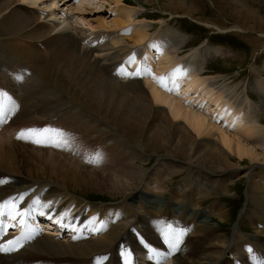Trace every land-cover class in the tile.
I'll return each mask as SVG.
<instances>
[{
  "label": "bare ground",
  "instance_id": "obj_1",
  "mask_svg": "<svg viewBox=\"0 0 264 264\" xmlns=\"http://www.w3.org/2000/svg\"><path fill=\"white\" fill-rule=\"evenodd\" d=\"M22 1L37 3L40 0ZM168 1L170 5L172 1L179 0ZM18 2L20 1L0 0V28L5 34L0 41V85L6 87V90H3L6 96L2 98V102L6 106H14L6 115L10 114L18 121L35 120L38 125H42L44 121L56 120L71 133L75 131L82 135L91 134L95 135L93 137L101 144L111 143L108 145L112 147L114 153L122 156L123 162L130 171L137 175L134 179L136 184L142 179L144 173L159 183L167 185L171 176L172 163L177 164L179 168L173 177L178 174L185 176L190 164L180 158L177 159L175 155L178 152L183 153L185 157L189 155L190 163H193V161H199L201 150L207 148L205 150L211 157L212 170L204 171L202 177H200V171L196 172L194 180L199 178V181L195 198L186 199L173 212L166 209L158 214L161 217L160 220L170 221L171 225L182 227L192 237V244L185 245L176 238L165 239V235L154 227L160 220L151 219L147 213L146 201L153 202L154 198L153 194L148 196L150 193L144 187L125 197L120 191H106L113 198L121 197L122 200L118 203L84 204L81 200L75 199V196L86 199L85 191L89 187L88 183L96 186L94 178L90 180L84 173L70 170H59L60 172L55 174L56 169H49L45 163H42L43 166H36L35 160L38 162L41 158H37L32 152H28L29 156H27L29 147L19 140L8 145L0 144V212L3 210L5 212L8 205L13 208L10 213H6L7 220L11 224H17L16 213L21 215L18 209L21 208L22 214L28 213L25 219H21L27 222L20 226V231L25 232V239H19L16 244L19 246L26 242L28 246L18 253L0 254V264H98L102 257L105 259L100 264H127L130 260L133 261L132 264H138L135 254L139 251L147 255L150 244L175 254L174 264H222L223 256L227 251L236 255L232 257V262L237 257L245 260L251 257L254 248L257 249V256H264V249L261 250L258 244H253L249 239L244 240L243 243L239 241L242 246H233L229 243L227 249L221 248L222 246L216 244L215 230L205 225L204 219L207 215L217 216L222 224H225L229 212L218 203L210 204L209 207L200 210L207 193L210 192L209 188L213 190L215 186H218L226 191L227 177L245 176L241 174L238 164L232 163L233 155L240 160L249 158V161L256 165L263 159L260 171L255 172L254 165L249 171L250 178L246 194L247 205L256 203L264 205V171L262 172L264 169V125L256 116L255 106L248 93L238 104L244 107V109L238 107L242 113L246 111L244 115H238L233 110L229 111L228 107L232 104L229 100L224 104L220 103L219 97L216 96L219 91L221 94H230L225 83H219L217 77L201 75L208 56H212L210 50L201 53L200 48L195 49L192 53L194 61L186 60L182 65L172 66L168 72L166 87L161 88L157 83L159 80H156L158 78L155 79L157 82L153 83L154 81L148 79L146 71L135 68L137 64L135 53H144L150 60L147 55L150 51L147 41L143 45L145 42L143 40L147 37L146 28L141 27L142 30H136L137 34L134 32L138 41H143L142 46L137 43L140 44L137 51H133L134 45L127 46L128 50H125L124 47H117L121 42L118 37L109 35L100 40L93 37L83 38L79 32L77 34L71 32L70 23L68 25L71 27L65 25L64 28H60V24L56 22L50 24L41 21V18V20L33 18L39 17L41 12ZM115 2L117 5H122L123 0ZM151 3L158 2L151 0ZM137 9L123 6L121 13L129 19L133 12L139 11ZM138 13L140 14V11ZM183 41L185 40L168 45L160 38L156 37L153 40L151 46L160 53L158 61H165V64L161 63L162 70L174 61V58L169 57L170 51L176 55ZM213 51L216 54L219 53L217 50ZM258 85L257 94L259 99L263 100L264 83L261 81ZM181 88L183 97L195 94V100L199 99L203 102L207 99L213 103L217 114L224 117L228 125L237 127L248 136L244 138L245 141L233 140L223 132L217 133L214 130L216 127L213 129V125L211 126L201 112L192 110V107L189 109L180 97L174 94ZM184 102L187 101L184 100ZM135 106L139 107L146 117L147 124L143 127L146 129L145 132L138 130L134 125L135 121L130 119ZM251 137H257V140L250 139ZM153 155L157 156V161L150 170L145 161ZM46 170L55 171L50 173ZM260 173L263 177L257 180L256 176ZM57 181L62 184H58ZM99 183L104 184L102 188L111 186L107 184L110 180L107 181L106 178ZM170 196L174 199L175 193H171ZM154 197H156L155 194ZM51 198L53 201L54 199L58 201L59 198L66 200L65 205L51 206L46 201L45 203L42 201ZM5 202H7L6 206ZM62 209L64 211L68 209L64 215L66 223L77 220L79 223H85L92 218L103 222V228L100 232L97 231L95 234L99 233L97 237H90V234L88 236L77 230L68 234L69 238L66 240L46 235L47 232L42 233V231L54 230L56 227L47 222L48 220L46 221L43 211L46 210L47 213L54 211L56 216ZM30 212L35 217L32 218ZM91 215L93 217L90 218ZM13 216H15L14 219ZM2 217L0 215V220ZM38 217L42 218L40 220L43 226L45 225L43 230L34 226L33 221L39 219ZM253 219L252 225L256 234H264L262 224L264 215L258 212ZM55 221L59 224L57 220ZM91 228L94 227L91 226ZM3 232L6 235L16 234L4 229ZM32 237L39 239L32 240ZM169 241H175L174 249ZM146 261V264H156V261L151 259Z\"/></svg>",
  "mask_w": 264,
  "mask_h": 264
},
{
  "label": "rangeland",
  "instance_id": "obj_2",
  "mask_svg": "<svg viewBox=\"0 0 264 264\" xmlns=\"http://www.w3.org/2000/svg\"><path fill=\"white\" fill-rule=\"evenodd\" d=\"M19 1L20 2L18 3L26 4L28 7L37 9L41 12L39 17L33 18H41V21L48 22L50 24L56 22L60 24V28H64L63 26L65 25L67 27L71 25L72 27L69 26L71 27V32L76 34L79 32L83 38L93 37L100 40V38H107L109 35L116 38L118 37L121 44L119 43L117 47H124L125 50H128L126 48L127 46L131 47L134 45L133 51H137L139 49L138 45L141 44L140 46H142L143 41H145L143 43V45H145L147 41L146 44L150 48V51L148 52L149 54L147 53V55H149L150 60L147 59L146 54L144 53H135V57H137V64L135 68L140 71H146L148 79H150V81H154L153 83L159 80L160 82L158 81L157 83L161 88L166 87L168 72L172 66L182 65L186 60L194 61L195 58L192 53L195 49L200 48L199 51H201V53H205L210 50L212 56H208L205 69H203L201 75L204 77H217L219 83H225L230 94H221L219 91L216 96L219 97L220 103L224 104L229 100L230 104L232 103V106L229 105L228 110H233L237 112L238 115H244L246 111L243 113L241 112V109H244V107L238 104L243 101V98L248 93L255 106V114L259 118L262 125H264V98L263 100L259 99V95L257 94V89H259L258 84L261 83V81L264 83V0H179L178 2L172 1L170 5L168 0H157L158 3L156 4H152L151 0H123L121 3L122 5H117V2H115L116 0H40L37 3L29 1L23 2L22 0ZM123 6L135 7V9L138 8L137 10L140 11V14L138 13L139 11L133 12L131 14L132 16L127 19L125 14L121 13ZM81 8L82 10H80ZM45 16L47 17L43 18ZM139 24L142 25L140 26ZM141 27H143L142 29L146 28L145 32L147 37L143 41L139 40V42L138 38L135 37V34H137L136 30H142ZM2 31L3 30L0 28V41L5 37V34H3ZM155 36L164 40V42L168 45L181 42L183 39L185 40L177 52V56L170 51L169 57L174 58V61H171L164 70L161 69V63L165 64V61H158V54L160 53L155 47L151 46L153 40L156 38ZM134 38L137 40H135L136 43ZM213 50H217L219 53L216 54ZM161 70L163 72H161ZM229 89L231 91H229ZM182 90L183 89L181 88L179 91H175L174 94L178 98L180 97L181 101L188 106L189 109L193 108L192 110L198 113L201 112L211 126L213 125L212 128L214 129V127H216L214 130L217 133L223 132L233 140L240 139L243 141L245 137H248L237 127L228 125L225 118L217 114L216 106L209 100L204 99L203 102L202 100H200V102L199 99L195 100V94L183 97L184 93L180 92ZM237 99H240L241 101L235 102ZM184 100L187 102H184ZM238 107L242 108L239 109ZM102 108L105 107L102 106ZM133 109L130 116L132 118L130 119L135 121L134 125L138 130L145 132L146 129H143V127H146L147 124L146 117L139 107L137 108V106H135ZM207 117L211 118L208 119ZM5 120L6 119L4 118L2 125L0 126V144L8 145L16 140H19L23 145L29 147L26 154L27 156H29L28 152H32L34 156L41 158L38 162L35 160V165L37 164L36 166H43L45 163L49 169H56L55 174H57V172L59 173L61 170H70L82 172L90 180L91 178H94L96 186L88 183L89 187H87L85 191L86 199L85 197L78 196V198L75 196V199L81 200L84 204L93 203L95 205H101L118 203L122 200V198H113L107 192L120 191L122 195H124L123 197H125L144 187L145 190L150 193L148 196L153 194L154 198L153 202L146 201L147 213L151 219L159 221L161 217L158 214L163 213L166 209L173 212L179 204L183 203L186 199L196 197V186L199 178L196 180H194V178L196 177L197 171H200V177H202L205 173L204 171L207 169L212 170L210 162L211 157L205 150L207 148H203L201 150L199 161H193V163H190L188 158L189 155L185 157L183 153L178 152L175 157L190 164V167L188 168L189 171L185 176L184 174H178L173 177V174L178 171L179 168L177 164L172 163L170 165L171 176L167 185L159 183L144 173L142 174V179L139 180L137 185L134 183V179L137 175L130 171V168H128L126 163L123 162V157L114 153L113 149H111L112 147L108 145L111 143L101 144L100 141H96L93 137L95 135H82L81 133L75 131H72L71 133L66 130L64 126L58 124L56 120L44 121L41 127H39L40 124L38 125L35 120L18 121L15 119L16 121L8 123L5 122ZM136 121L138 123H136ZM252 121H254V119ZM149 126H151V124H149ZM28 129H48L50 131L46 134L45 142L41 143H35L33 141L45 136H31L26 133L24 138H17L18 134L21 133L22 130ZM232 133L234 134L232 135ZM250 139L257 140V137H251ZM156 158L157 156L153 155V157L150 158L152 160L148 159L145 161V163L148 164V169H153L157 161ZM232 158V163H237L241 168V174L245 176L236 178L233 175L231 177H227L226 183L228 185L226 186V191L218 186H215V189L213 190L209 188L208 190L210 192L207 193V197L200 207L201 210V208L209 207L210 204L212 205L213 203H218L229 212V217H227L230 220L227 218L225 220L226 223L222 224V221L217 216L207 215L204 219V223H206L205 225L209 226L211 229L215 230V234H217V238L215 240L216 244L222 246L221 248L223 249H227L229 243L233 246H242L243 241L249 239L250 242L258 244L260 246L258 248L263 250L264 234H262L263 236L256 234L252 222H254L253 217L256 216L258 212L264 215V205L259 203L247 205L248 199L246 194L248 189V180L250 178L249 171L252 169L253 165L255 166V172L260 171V165L262 164L263 159L259 160L257 162L258 165H256L254 162L249 161V158H243L240 160L235 155H233ZM46 171L53 173L55 170L53 172L49 170ZM263 171L264 169L262 172ZM26 177L28 178V176ZM262 177L263 174L260 173L256 176V179L259 180L262 179ZM105 178L107 181L110 180V183H107L109 185L111 184L109 188H102L101 186L104 184L99 183L100 181H104ZM57 182L58 184H62V182ZM171 193H175L174 199H171ZM136 194L137 192L134 196ZM154 194L156 197H154ZM51 199H44L42 201L43 203L46 201V203H49L51 206L56 204L57 207H60L61 205H58L59 203L65 205L66 200L59 198L57 201L54 199L56 201V203H54L55 201H53V198ZM7 208L5 212L3 210L4 215H2L6 218V220L8 217L6 215L11 211L10 205H8ZM252 208H254L255 211ZM64 209H62L56 216H54V211L49 213H47L46 210L43 211L42 214L43 217L47 218L46 221L48 220L47 222L52 223L53 226L56 227L54 230L42 231V233L45 234V232H54L58 234L59 231L65 230L63 231L65 233L63 236L54 237L59 238L60 240H66L69 238L68 234L79 229V231H81L83 228L89 230L88 234L90 235L92 232L90 237H97L99 233L95 236L93 235L96 234L97 231L100 232L103 228V222L92 219L91 217H93V215H91V219L85 223H79L78 220L72 223H66L64 222V215L68 209L66 211H64ZM31 217L33 218L35 215H32L31 213ZM40 219L42 218L33 221L34 226L43 230L45 225L43 226V222ZM55 220H57L59 224H56ZM167 223L168 222L166 221L160 220L155 223L154 227L167 237L176 238V240L182 241L185 245L192 244V237L188 235L185 229L181 231L179 227L171 225L168 230H164V226ZM262 224L264 225V221ZM91 226L94 228L92 229ZM250 237L253 240H251ZM164 242L166 243V241ZM150 245H152L156 251L159 250L160 254L169 253L155 244ZM150 245L147 255L138 251L139 254H142L140 255V261L142 264H146V259L153 260L154 257L161 264H174L175 259L172 261L169 257L166 258L167 256H157L154 253L152 254L153 256H151ZM138 253H136L135 256ZM233 256L236 255L227 251L223 256L222 264H240V262L241 264H260V262L264 264V256L259 257L257 256V253L251 252V257L245 260L237 257V259L232 262L231 260ZM252 257L253 259H251Z\"/></svg>",
  "mask_w": 264,
  "mask_h": 264
},
{
  "label": "snow or ice",
  "instance_id": "obj_3",
  "mask_svg": "<svg viewBox=\"0 0 264 264\" xmlns=\"http://www.w3.org/2000/svg\"><path fill=\"white\" fill-rule=\"evenodd\" d=\"M6 94L5 93H0V122H3L5 116L7 113H10L12 111V107H14L13 105H8L6 106L3 102H2V98L5 97ZM10 99V98H9ZM50 130L48 129H44V130H36V129H28V130H22L21 133L18 134L17 138L18 139H21V138H24L25 137V134H29L31 136H45L46 138V134L49 132ZM33 142L35 143H41V142H45L44 140L42 139H36L34 140ZM7 205V202H5V206ZM0 215H3V212H0ZM16 215H20V213H16ZM13 219L15 218V216L12 217ZM21 223H23V220H21ZM0 230H2V226H0ZM165 239H167V236L165 235ZM169 243L172 244L173 246V249L175 248V241H169ZM9 244V247H5V246H2L0 245V252H7V251H10L11 250V245H12V242L9 241L8 242ZM171 252L167 253V254H160V253H157V255L159 256H167V255H170ZM130 255V253H129ZM105 259V258H100L99 261H98V264H100V262ZM127 264H130V261L127 262Z\"/></svg>",
  "mask_w": 264,
  "mask_h": 264
}]
</instances>
